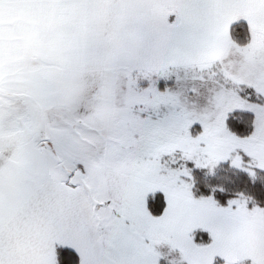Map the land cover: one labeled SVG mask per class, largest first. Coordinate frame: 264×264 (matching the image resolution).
<instances>
[{"label": "snow or ice", "instance_id": "6c2138e0", "mask_svg": "<svg viewBox=\"0 0 264 264\" xmlns=\"http://www.w3.org/2000/svg\"><path fill=\"white\" fill-rule=\"evenodd\" d=\"M0 264H264V0H0Z\"/></svg>", "mask_w": 264, "mask_h": 264}]
</instances>
